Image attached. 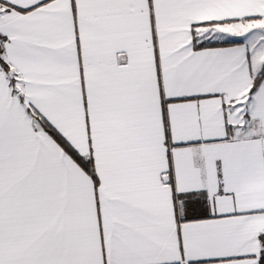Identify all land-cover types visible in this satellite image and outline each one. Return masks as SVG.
Wrapping results in <instances>:
<instances>
[{
	"label": "snow or ice",
	"instance_id": "snow-or-ice-1",
	"mask_svg": "<svg viewBox=\"0 0 264 264\" xmlns=\"http://www.w3.org/2000/svg\"><path fill=\"white\" fill-rule=\"evenodd\" d=\"M0 264H264V0H0Z\"/></svg>",
	"mask_w": 264,
	"mask_h": 264
}]
</instances>
